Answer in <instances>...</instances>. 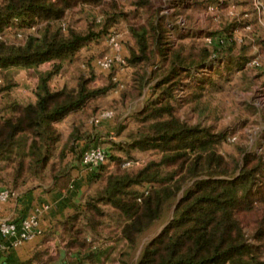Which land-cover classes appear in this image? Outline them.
Listing matches in <instances>:
<instances>
[{
  "label": "trees",
  "instance_id": "obj_1",
  "mask_svg": "<svg viewBox=\"0 0 264 264\" xmlns=\"http://www.w3.org/2000/svg\"><path fill=\"white\" fill-rule=\"evenodd\" d=\"M210 4L220 10L229 0H0V69L23 66L36 78L27 101L12 93L13 77L0 78V181L14 191L28 181L64 187L82 149L105 137L106 160L95 168L93 184L59 221L63 246L86 251L89 264H264V150L238 146L224 154L218 149L226 138L222 130L175 113L177 89L195 71L224 56L243 69L249 57L250 43L239 44L234 35L238 18L206 42L189 30L196 12ZM86 8L100 23L94 17L84 28L73 26L70 11ZM121 22L128 42L119 66L129 73L121 86L111 74L96 82L92 65L71 82L51 85L80 48ZM10 26L17 40L5 38ZM253 41L264 46L262 36ZM199 77L200 85L210 80L205 72ZM116 87L107 104L104 96ZM105 109L111 117L91 121ZM67 115L72 119L64 134L58 124ZM108 119L115 120L113 128L101 133ZM262 122L264 129V111ZM172 201L167 223L142 241ZM55 257L43 242L20 264H51Z\"/></svg>",
  "mask_w": 264,
  "mask_h": 264
},
{
  "label": "rangeland",
  "instance_id": "obj_2",
  "mask_svg": "<svg viewBox=\"0 0 264 264\" xmlns=\"http://www.w3.org/2000/svg\"><path fill=\"white\" fill-rule=\"evenodd\" d=\"M126 3L127 0H121ZM239 0H229L227 7L220 10L214 9L213 5H208L205 10L196 12V20L192 22L189 30L191 32H201V40L209 41L208 37L215 36L217 32L223 31L224 26L230 23L234 18H238L242 24H237L233 28L234 35L239 44L249 42V57L245 60L243 69L234 67V60L231 56H224L215 64H210L208 68L195 71L190 77V83L177 89V99L175 100V113L189 122L200 121L202 124L210 125L215 130H222L226 138L221 142L218 149L224 153H235L238 146H247L252 151L264 150V129L262 122V113L264 111V84L263 75H258L264 70V46L255 43L254 36L264 37V0H248L249 4L238 3ZM164 10L170 11V6L164 5ZM70 23L78 28H84L87 20L96 17V23H100L101 17L91 8L83 11L76 9L69 13ZM181 31L185 28L181 27ZM13 26H10L5 33L7 40L15 39ZM120 48L115 50L108 42L107 36H103L97 41H93L80 48L78 57L74 63L67 64L63 72L53 76V82H71L73 78L81 71L88 73V68L92 65L95 73H98L96 81L101 83L105 76L113 75L120 82H125L129 78L128 69L123 66L109 71L101 70L96 65L95 59L105 55H115L123 57L127 54L126 44L128 42V33L125 22H121L114 30ZM180 31V32H181ZM254 60L257 63H254ZM90 62V63H89ZM250 62V63H249ZM94 64V65H93ZM46 66L47 64H42ZM214 68V70H211ZM204 70V71H203ZM203 72L210 76L204 84H199ZM5 76L13 77L17 83L12 89V93L17 98L27 101L32 97V89L35 84V77L32 75L31 68L15 66L6 69H0V78ZM59 80V82H58ZM150 88H146V93ZM186 97H182V96ZM112 96L107 93L104 98L109 101ZM1 100V97H0ZM1 102V101H0ZM142 97L133 102L132 108H138L141 105ZM111 103V102H110ZM253 104L258 110V116L252 114L250 104ZM205 105V108L203 107ZM115 120H107L109 131L112 130ZM115 140L120 136H114ZM99 144L106 146L105 137L98 140ZM133 154L141 159L150 158L148 152L133 151ZM3 172H1L2 174ZM7 188L0 181V189ZM173 201L169 204L162 216L156 220L153 225L142 234V241L156 235L167 223L171 216Z\"/></svg>",
  "mask_w": 264,
  "mask_h": 264
},
{
  "label": "crops",
  "instance_id": "obj_3",
  "mask_svg": "<svg viewBox=\"0 0 264 264\" xmlns=\"http://www.w3.org/2000/svg\"><path fill=\"white\" fill-rule=\"evenodd\" d=\"M44 63L47 65H41V67H48L49 63ZM62 83H58V85ZM56 84L51 81V85ZM122 84L123 82H120L119 86ZM118 90L116 87L108 92L112 96H116ZM31 98H33V94ZM71 117V115H67L58 124L64 134L69 130ZM106 125L107 120H104L100 125L101 133L109 131L110 128ZM95 170L85 169L79 163L76 168L72 169L71 178L66 186H51L28 181L15 191L14 196L1 202L0 217L18 220L34 214L39 219L40 231L32 238L19 243H15L17 235L0 236V264H20L28 259L35 248L43 242L49 244L50 252L56 255L51 264H89L85 259L86 251L67 250L63 246L59 235L61 230L59 221L80 206L88 189L93 184ZM114 264H119V262Z\"/></svg>",
  "mask_w": 264,
  "mask_h": 264
},
{
  "label": "built area",
  "instance_id": "obj_4",
  "mask_svg": "<svg viewBox=\"0 0 264 264\" xmlns=\"http://www.w3.org/2000/svg\"><path fill=\"white\" fill-rule=\"evenodd\" d=\"M117 33L111 31L108 36V42L113 46L115 50L120 48ZM210 40V38L208 37ZM96 65L101 68V70H106L111 68L113 65H119L123 62V58L115 55H105L96 59ZM250 63V62H249ZM254 63L257 61L254 60ZM113 114L112 110L105 109L101 111L97 116L91 119V121L97 123L103 118L111 117ZM106 160V152L104 147L98 142L84 147L80 155L81 165L88 170H93L101 163ZM129 162L126 161L125 164ZM15 195L14 190L8 188L0 189V203L9 199ZM39 219L36 215H29L18 220L0 217V236L17 235L15 243L22 242L23 240H28L32 238L35 234L39 232Z\"/></svg>",
  "mask_w": 264,
  "mask_h": 264
}]
</instances>
